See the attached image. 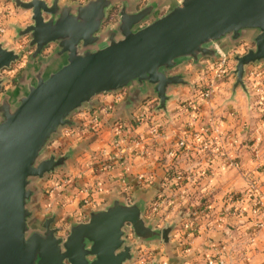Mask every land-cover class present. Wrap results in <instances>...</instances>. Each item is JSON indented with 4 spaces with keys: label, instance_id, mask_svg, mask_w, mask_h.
Wrapping results in <instances>:
<instances>
[{
    "label": "water",
    "instance_id": "obj_1",
    "mask_svg": "<svg viewBox=\"0 0 264 264\" xmlns=\"http://www.w3.org/2000/svg\"><path fill=\"white\" fill-rule=\"evenodd\" d=\"M10 1L31 13L32 22L13 29L17 38H29L26 50H33L13 79L17 95L6 91L0 101V264H131L137 244L159 242L174 259L170 233L176 221L158 229L144 217L151 191L131 203L115 198L102 208H85V220H71L62 237L56 215H37L34 182L67 169L76 150L46 154L48 143L74 126L73 113L91 107L96 95L129 88L121 105L129 110L151 90L156 111H166L169 88L190 85L175 70L189 61L203 68L200 60L217 58L225 39L254 44L234 57L232 71L233 92L241 87L249 95L247 67L264 68V0H148L140 9L139 0ZM50 45L53 51L44 55ZM22 55L0 42V74ZM5 81L0 79V92Z\"/></svg>",
    "mask_w": 264,
    "mask_h": 264
},
{
    "label": "crops",
    "instance_id": "obj_2",
    "mask_svg": "<svg viewBox=\"0 0 264 264\" xmlns=\"http://www.w3.org/2000/svg\"><path fill=\"white\" fill-rule=\"evenodd\" d=\"M67 1L81 3L61 0ZM147 1L139 0L137 8ZM118 7L110 12V24L116 21ZM30 16V11L22 10L15 20L25 26ZM10 32L0 42L15 49L10 44L22 41L11 38ZM253 46L247 38L237 43L225 39L217 45V58L200 60L203 68L192 61L177 68L175 72L184 73L190 85L169 88L166 111H156L158 99L151 90L129 110L121 109L129 88L96 95L91 107L73 113L75 125L60 129L48 143L46 154L76 151L67 169L34 182L37 215H56L54 227L64 237L71 220H85V208L99 209L115 198L131 203L137 194L151 191L144 217L155 220L158 229L176 221L170 233L176 257L165 255L162 242L140 243L131 264H208L209 258L221 256L225 264H264V209L253 213L256 202H264V68L261 64L247 67L244 80L249 95L241 87L233 92L232 73L234 57ZM53 48H46L44 55ZM221 54L229 58L230 70L218 78L213 67ZM27 58L1 72L0 79L6 81L0 101L6 91L17 95L13 79ZM257 69L261 74L255 78L252 72ZM208 81H213L214 91L204 101L200 88ZM260 86L263 90L257 91ZM95 117L98 125L92 122ZM154 124L161 126L157 137L151 133ZM117 128L125 131L120 147L113 145ZM133 139L139 144L132 145ZM181 140L186 147L179 146ZM170 171L181 173L183 180L168 179ZM176 182L180 186H173ZM87 185L92 187L91 205L82 201ZM129 239L134 241L131 235Z\"/></svg>",
    "mask_w": 264,
    "mask_h": 264
},
{
    "label": "built area",
    "instance_id": "obj_3",
    "mask_svg": "<svg viewBox=\"0 0 264 264\" xmlns=\"http://www.w3.org/2000/svg\"><path fill=\"white\" fill-rule=\"evenodd\" d=\"M78 1H80L81 3H85L88 0H78ZM0 30L4 31L3 29H0ZM228 62H229V58L227 57V55L221 54L220 58L217 60V62L215 63V65L213 67L215 75L218 78L224 77L229 72L230 68L228 67ZM259 70L260 69H257L256 71L252 72V75H254L255 78H258V76L261 74V70L260 71ZM261 87L262 86H260L257 89V91H262L263 89H260ZM262 88H264V85ZM213 91H214L213 81L205 82V84H203V86L200 88V94H201L202 100L209 101L213 95ZM92 122L94 125H98L99 119L97 117H95L92 119ZM160 128H161L160 124L152 125L151 126L152 135L155 137L159 136ZM124 132L125 131L122 128L116 129L115 138L113 140V145L115 147H120L122 145V143L125 141ZM194 137L198 138L197 134H194ZM138 144H139V141H137L136 139H133L132 145L136 146ZM178 144L181 147L187 146V144L183 140H181ZM169 155H172V151L169 152ZM183 178L184 177L182 176L181 173H177L172 177V179L175 181H181V180H183ZM82 192L84 193V197L82 198L83 203L85 205H91L93 203L92 202V187H91V185L84 186V188L82 189ZM153 208H154L153 210L155 211L157 208V205H155ZM263 209H264V202H256L255 207L253 209V213L257 215ZM208 264H225V261L223 259V256L219 257L218 259H214L211 257L208 259Z\"/></svg>",
    "mask_w": 264,
    "mask_h": 264
},
{
    "label": "rangeland",
    "instance_id": "obj_4",
    "mask_svg": "<svg viewBox=\"0 0 264 264\" xmlns=\"http://www.w3.org/2000/svg\"><path fill=\"white\" fill-rule=\"evenodd\" d=\"M28 1V0H27ZM19 11H22L21 8L15 7L14 3L11 2L10 0H0V29H3L4 31L0 30V39L5 35V33H8L11 31V38L13 39H21L22 42L16 43L12 42L10 45H13L15 47V50L18 52H22L23 55L21 57V60H23L24 56H29V53L33 50H26L27 45L29 43V38L28 37H22V38H17L16 33L14 32V27L13 25L17 23L15 18L17 17V13ZM19 19V18H17ZM32 22L31 19H29V23ZM8 31V32H7ZM12 40V39H11ZM19 62L14 63L16 67H18ZM8 70V69H6Z\"/></svg>",
    "mask_w": 264,
    "mask_h": 264
},
{
    "label": "trees",
    "instance_id": "obj_5",
    "mask_svg": "<svg viewBox=\"0 0 264 264\" xmlns=\"http://www.w3.org/2000/svg\"><path fill=\"white\" fill-rule=\"evenodd\" d=\"M149 112L151 113L152 110L149 109ZM133 123H134V121H133ZM173 172H174V171H170V173H168V179H169V178L171 179L175 174L178 173V172H175L174 175H173ZM173 186H180V185H179V183L176 182ZM215 259H216V258H215Z\"/></svg>",
    "mask_w": 264,
    "mask_h": 264
}]
</instances>
